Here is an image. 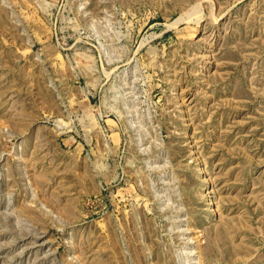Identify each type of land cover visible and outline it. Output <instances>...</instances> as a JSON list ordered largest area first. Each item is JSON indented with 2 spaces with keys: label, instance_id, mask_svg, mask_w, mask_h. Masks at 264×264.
<instances>
[{
  "label": "rangeland",
  "instance_id": "374dc122",
  "mask_svg": "<svg viewBox=\"0 0 264 264\" xmlns=\"http://www.w3.org/2000/svg\"><path fill=\"white\" fill-rule=\"evenodd\" d=\"M0 264H264V0H0Z\"/></svg>",
  "mask_w": 264,
  "mask_h": 264
},
{
  "label": "crops",
  "instance_id": "0c3cea01",
  "mask_svg": "<svg viewBox=\"0 0 264 264\" xmlns=\"http://www.w3.org/2000/svg\"><path fill=\"white\" fill-rule=\"evenodd\" d=\"M76 103H79L80 105H83V106H87V108H89V110H91L92 108L90 107L92 104H91V100L90 99H86V98H78L75 100Z\"/></svg>",
  "mask_w": 264,
  "mask_h": 264
}]
</instances>
